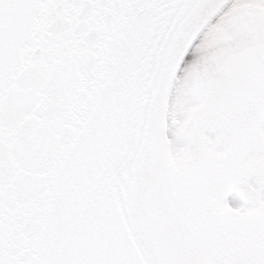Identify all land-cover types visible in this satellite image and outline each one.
Instances as JSON below:
<instances>
[{"label":"snow or ice","instance_id":"obj_1","mask_svg":"<svg viewBox=\"0 0 264 264\" xmlns=\"http://www.w3.org/2000/svg\"><path fill=\"white\" fill-rule=\"evenodd\" d=\"M0 264H264V0H0Z\"/></svg>","mask_w":264,"mask_h":264}]
</instances>
